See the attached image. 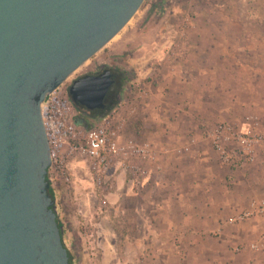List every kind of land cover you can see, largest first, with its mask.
I'll return each mask as SVG.
<instances>
[{
    "label": "rangeland",
    "instance_id": "obj_1",
    "mask_svg": "<svg viewBox=\"0 0 264 264\" xmlns=\"http://www.w3.org/2000/svg\"><path fill=\"white\" fill-rule=\"evenodd\" d=\"M232 1L238 2L243 10L239 15L241 24L256 21L264 25V0H145L119 35L65 82L69 89L76 80L103 70L125 73L126 82L116 95L117 107L108 116L124 119L127 139L147 143L156 151V165L160 170L144 189L150 187L153 178L167 176L169 162L181 168L185 162L198 158L199 155L183 156L175 152L190 137L204 140L205 132L218 124L234 126L250 117L256 131L264 134L263 57L257 60L259 66L255 61V69H249L252 65L248 59L249 44L244 37L240 40L242 51L238 54L228 46L223 61L219 60V49L211 52L215 47L208 46L215 43L216 27L225 22L220 19V13L226 16L225 11L231 17L226 16L227 21L232 19L230 9L221 11L223 5L232 7ZM227 32L228 38L232 29L228 28ZM233 53L240 58V66L244 69L236 70ZM75 115L77 118L78 113ZM95 121L88 120L85 124ZM197 147L213 179L222 180L226 188L231 183L229 178L235 181L232 188H228L226 201L235 202L232 206L237 208L234 213L225 215L224 220L247 210L252 201L264 200V153L259 156L257 165L234 172L219 165L208 143L202 142ZM68 168L71 184L62 188V201L54 203V207L62 225V242L72 257V264H88L81 256L86 257L88 252L96 254L90 260L99 257L95 225L105 217L106 222L116 226L119 234L134 246L131 233L125 232L126 207L123 204L127 203L131 209L134 202H139L136 195L140 189L131 187L127 175L119 170L111 172L109 181L114 180L111 188L109 184L105 189L98 188L90 174L89 162L80 156L70 157ZM185 180V176L178 179L183 189L175 187L166 191L168 201L178 193L189 202L191 194ZM215 191L206 194L210 195L211 202L218 200ZM250 223H258L255 235L237 247L261 245L264 217L232 227H243L246 233L245 227ZM243 253L252 254V257L243 259L242 264H264V251Z\"/></svg>",
    "mask_w": 264,
    "mask_h": 264
},
{
    "label": "water",
    "instance_id": "obj_2",
    "mask_svg": "<svg viewBox=\"0 0 264 264\" xmlns=\"http://www.w3.org/2000/svg\"><path fill=\"white\" fill-rule=\"evenodd\" d=\"M145 0H0V264H69L46 180L45 99L128 25ZM110 70L68 89L102 111Z\"/></svg>",
    "mask_w": 264,
    "mask_h": 264
},
{
    "label": "crops",
    "instance_id": "obj_3",
    "mask_svg": "<svg viewBox=\"0 0 264 264\" xmlns=\"http://www.w3.org/2000/svg\"><path fill=\"white\" fill-rule=\"evenodd\" d=\"M230 5V8L223 5L221 11L230 9L232 19L227 21V13L223 11L226 15L224 16L218 12L220 19L225 22L216 27L215 43H209L208 46L215 47L211 52H218L219 49L218 57L223 61L228 46L239 54L240 40L244 37L245 42L249 44L248 59L252 64L249 69L254 70L255 61L261 57L264 61V25L256 21L241 24L243 21L239 15L243 10L239 8L238 2L235 4L232 1ZM228 28L232 29V34L227 38ZM245 32L247 34H244ZM257 48L258 50H255ZM253 50L255 51L252 52ZM232 59L237 65V71L244 69L240 66L237 54L233 53ZM257 63L259 61L256 65ZM201 155L185 162L181 168L177 167L175 162H169L166 177H155L148 189L137 190L139 202H134L131 209L126 202L122 203L126 207L125 232L131 233L135 241H131L134 246L128 242V238L119 234L116 226L110 221L106 222L105 217L99 220L100 224L95 225L99 257L90 260V257L96 254L91 255V252H88L86 257L81 255L82 258H86L88 264H242L243 259H251L252 254L238 255L233 252V248L246 242L248 237L254 236L258 227L255 225L258 223L246 225V233L243 227L227 224L225 215L234 213L237 208L232 206L235 202L226 201L228 188H232L231 185L235 181L229 178L228 182L231 183L229 186L227 184L226 188L222 180L213 179L210 170L206 168V159ZM182 176L187 179L185 182L191 199L186 202L185 197L176 193L170 196L168 201L166 191L175 187L183 189L178 185V179ZM214 180L216 181L213 183ZM213 189L219 196L215 202L209 200L210 195L206 196ZM198 190L201 192H197Z\"/></svg>",
    "mask_w": 264,
    "mask_h": 264
},
{
    "label": "built area",
    "instance_id": "obj_4",
    "mask_svg": "<svg viewBox=\"0 0 264 264\" xmlns=\"http://www.w3.org/2000/svg\"><path fill=\"white\" fill-rule=\"evenodd\" d=\"M65 82L45 99L42 107V122L51 159L46 180L54 203L62 201V188L71 184L68 160L75 156L89 162L90 174L98 188L105 189L107 184L111 188L114 180L111 182L109 179L113 170L124 172L131 187L142 189L147 186L160 170L156 165L158 156L153 147L127 139L124 136V119L112 115L87 125L77 124L76 110L67 98L68 87ZM202 142L209 144L222 168L232 171L257 165L259 156L264 153V134L256 131L250 117L234 126L218 124L205 132L202 141L190 137L175 153L200 156L197 146ZM150 165L155 167L151 168ZM260 217H264V200H255L247 210L229 219L227 224H242ZM259 241V246H240L234 252L239 255L245 251H264V237Z\"/></svg>",
    "mask_w": 264,
    "mask_h": 264
},
{
    "label": "trees",
    "instance_id": "obj_5",
    "mask_svg": "<svg viewBox=\"0 0 264 264\" xmlns=\"http://www.w3.org/2000/svg\"><path fill=\"white\" fill-rule=\"evenodd\" d=\"M116 74L118 75V82H119V87L120 89L123 87L124 83L126 82V75L125 73H123L122 71L116 70L115 71ZM117 93H115L114 95L116 96ZM117 100L114 99L110 104L107 105V107L102 110V111H93V112H88L85 109L81 108V107H77L74 106V109L76 110V112L78 113V117L76 118V122L79 125H86L85 123L88 120H98V119H104L106 118L112 111H114V109L117 107ZM51 196H52V192L49 191ZM59 226L62 228L61 223H59ZM68 258H69V264H72V257L68 254Z\"/></svg>",
    "mask_w": 264,
    "mask_h": 264
},
{
    "label": "flooded vegetation",
    "instance_id": "obj_6",
    "mask_svg": "<svg viewBox=\"0 0 264 264\" xmlns=\"http://www.w3.org/2000/svg\"><path fill=\"white\" fill-rule=\"evenodd\" d=\"M104 71V70H103ZM112 75H113V79L115 81L114 86L112 88V90L110 91V93L108 94L107 98H106V102H105V108L107 107L108 104H110L114 99H116V96L114 95L115 93H117L120 90L119 87V78L118 75L116 74V72H114L113 70H110ZM101 73V72H100ZM98 73V74H100ZM97 74V75H98ZM117 95V94H116Z\"/></svg>",
    "mask_w": 264,
    "mask_h": 264
},
{
    "label": "bare ground",
    "instance_id": "obj_7",
    "mask_svg": "<svg viewBox=\"0 0 264 264\" xmlns=\"http://www.w3.org/2000/svg\"><path fill=\"white\" fill-rule=\"evenodd\" d=\"M84 65H86V64H84Z\"/></svg>",
    "mask_w": 264,
    "mask_h": 264
}]
</instances>
